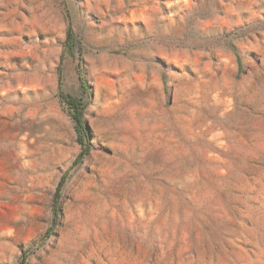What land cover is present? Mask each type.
<instances>
[{"label":"rangeland","instance_id":"1","mask_svg":"<svg viewBox=\"0 0 264 264\" xmlns=\"http://www.w3.org/2000/svg\"><path fill=\"white\" fill-rule=\"evenodd\" d=\"M67 13L82 50L62 88L87 103L91 145L70 170ZM28 251L264 264V0H0V264Z\"/></svg>","mask_w":264,"mask_h":264},{"label":"trees","instance_id":"2","mask_svg":"<svg viewBox=\"0 0 264 264\" xmlns=\"http://www.w3.org/2000/svg\"><path fill=\"white\" fill-rule=\"evenodd\" d=\"M67 19H68V26L66 30V39L64 42L63 53L61 55L60 64L58 67L59 81H58L57 97L61 103L66 105L68 109V114L74 124V130L77 135V142L81 146L80 152L78 153L76 159L73 161L72 165L69 168L70 170L78 166L83 161V159L90 153L91 145H90V137H89V127L85 120V110L87 108V103H85L81 97L75 96L73 94H69L62 88V64L65 54L69 53L73 55L76 49H78L80 52L82 50L81 42L76 39V34L74 32L72 20L69 13H67ZM77 72L79 75V80L81 82L82 88L87 89L88 84L83 75L81 61L77 63ZM69 170L62 175L56 187V191L53 199L52 224L47 229L42 240L47 239L53 231L55 220L58 214V202L61 196V191L66 182V178ZM28 257H29V251L25 252L22 255L19 264H25Z\"/></svg>","mask_w":264,"mask_h":264}]
</instances>
